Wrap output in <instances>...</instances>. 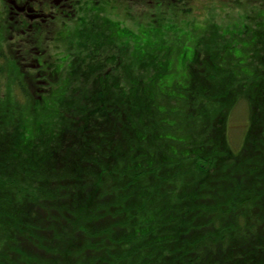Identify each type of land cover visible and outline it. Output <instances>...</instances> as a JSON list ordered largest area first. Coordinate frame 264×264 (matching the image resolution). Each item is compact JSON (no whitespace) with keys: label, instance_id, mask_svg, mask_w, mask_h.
<instances>
[{"label":"trees","instance_id":"obj_1","mask_svg":"<svg viewBox=\"0 0 264 264\" xmlns=\"http://www.w3.org/2000/svg\"><path fill=\"white\" fill-rule=\"evenodd\" d=\"M56 1L75 16L79 0ZM143 29L128 30L133 42L64 36L79 46L71 78L39 70L34 99L10 79L23 103L0 98V264H264L262 33L201 39L186 55L161 40L145 50ZM81 57L108 72L92 67L83 83ZM240 99L248 127L233 152Z\"/></svg>","mask_w":264,"mask_h":264},{"label":"rangeland","instance_id":"obj_2","mask_svg":"<svg viewBox=\"0 0 264 264\" xmlns=\"http://www.w3.org/2000/svg\"><path fill=\"white\" fill-rule=\"evenodd\" d=\"M59 1L55 2L56 5ZM49 3L51 5L46 9L54 10L52 2ZM9 5L8 0L5 3L0 0V98L6 100L12 94L16 95L21 103L23 95L17 88V91L13 92L12 85L9 86L10 79H22L31 99H34L37 97L36 90L39 86L36 84L39 70L45 72L42 73L41 79H61L63 85L67 84L63 80L71 78L72 53L76 54L79 46L75 43L73 47L70 46V41L64 36L74 41L77 39L74 38L76 34H88L93 37L104 33L103 30L106 29L116 35H124L123 41L133 42V38L128 37V30L144 28L140 32L143 39H140L144 41L149 33L154 38L145 50H152L154 43L161 40L163 46H170L174 50L185 47L186 55L192 52L201 39L206 44L210 37L220 40L225 35H229V40L232 35L234 38L238 36L250 40L256 31L261 32L264 37V0L263 5L260 0H79L78 3L75 2L73 18L67 19L62 15V11H58L53 20L49 19L47 23L39 21L42 25L39 29L30 27V24L36 21L33 18L27 20V24L21 25L20 29H16L18 17L14 13L9 14ZM247 37L249 38L246 39ZM212 47L218 49L220 46ZM82 50L84 52V48ZM110 54L112 51H108V55ZM234 54L244 58V53L239 48ZM186 55L184 53V57ZM35 59L41 63L40 68H36ZM79 59L81 64L77 73H82L83 83L85 73H93L92 67L98 68L101 73L108 72V66L90 62L84 57ZM189 59L190 57L187 60ZM181 73L183 75L179 77L184 78L185 68L181 67L179 74ZM116 74L115 71L112 78L117 76ZM78 77L80 79V76ZM90 79H93V76ZM175 80L184 84L186 79ZM170 81L171 79H168L167 82ZM86 87L91 89L93 86L90 83L86 84ZM48 104V107L39 109V112H43L42 120L53 113V101ZM29 105L28 110L31 109ZM50 118L52 119V115ZM226 127L230 149L237 152L248 127V107L245 100L240 99L233 107Z\"/></svg>","mask_w":264,"mask_h":264},{"label":"flooded vegetation","instance_id":"obj_3","mask_svg":"<svg viewBox=\"0 0 264 264\" xmlns=\"http://www.w3.org/2000/svg\"><path fill=\"white\" fill-rule=\"evenodd\" d=\"M6 0H3L5 3ZM50 0H8L9 6L7 8L9 14L16 15L18 20L16 21V29L21 28V25L27 24V20L35 19L34 24H30V27L42 28V25L39 21L47 23L49 17H54L58 11H61V8H58L53 5L54 10H47L46 8L51 5ZM48 14H47V13ZM50 18V19H51ZM38 20V21H37ZM41 63H39L40 65ZM38 66V65H37ZM42 73H45L42 71Z\"/></svg>","mask_w":264,"mask_h":264}]
</instances>
